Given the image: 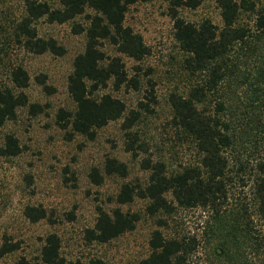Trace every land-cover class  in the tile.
Masks as SVG:
<instances>
[{
    "label": "rangeland",
    "instance_id": "rangeland-1",
    "mask_svg": "<svg viewBox=\"0 0 264 264\" xmlns=\"http://www.w3.org/2000/svg\"><path fill=\"white\" fill-rule=\"evenodd\" d=\"M46 1L53 6L59 5V0ZM248 1L254 3L255 11L264 7V0ZM21 10L22 0H0V83L8 82V62L23 64L30 76V85L24 89L29 102L45 107L43 112L33 115L28 106H21L16 118L0 127V147L7 134L14 135L21 147L16 156L0 155V244L5 240L19 244L17 250L0 258V264H14L20 256L36 260L43 238L52 232L60 238V251L67 264L91 258H101L107 264H140L149 253V239L156 229L165 238L196 239V250L183 264H238L230 262L223 247L205 232L211 219V213L206 209L175 207L171 215L161 212L150 215L146 209L148 200L144 198L136 196L125 204L115 201L123 183L145 186L149 177V170L142 167L145 157H150L153 162H163L167 173L198 164L200 156L194 142L175 125L169 103L171 93L186 94L191 84L199 81V77L192 76L185 68L187 54L175 39L172 14L175 10L188 22L209 19L214 25L221 26L217 1L200 0L195 8L174 6L169 0L130 5L124 23L141 35L148 48V53L140 60L120 54L115 47L104 42L105 52L120 56L128 76L136 77L139 83L137 89L125 85L114 89L110 84L99 93L108 92L122 99L127 110L138 108L139 102L149 108L142 111L141 118L132 128L138 137L137 142H142L145 149L139 150L137 157L126 150L122 119L98 129L93 139L69 133L71 131L57 124L60 108L75 109L67 90V79L75 56L85 46L84 34L74 33L73 26L76 23L84 25L85 17L78 16L65 23H48L45 19L36 23L40 36L53 37L65 48L63 55L49 52L35 55L10 46L6 49L10 54L7 59L3 52L5 25H9L13 15ZM254 16L253 11H244L240 23L253 28ZM38 75L46 77V84L52 87V92L37 82ZM237 92L244 104L239 102L238 108L235 109L234 105L225 113L231 130L237 131L240 140L225 152L228 177L223 209L236 211L246 206L248 219L252 221L250 226L262 237V246L255 250L248 243L244 250L247 263L242 264H264V223L255 214L252 195L257 165L264 160V107L255 103L251 112L250 107L244 106L251 101L247 97L250 91L247 93L242 87ZM204 106L214 110L213 101L208 100L201 105ZM108 157L127 165L125 177L105 175L104 162ZM92 168L100 170L103 175L101 183L96 184L91 179ZM168 200H171L169 196ZM27 205H41L47 218L30 222L23 215ZM98 207L108 212L119 207L125 212L139 214L140 218L133 230L109 242L97 243L87 237L86 230L93 227Z\"/></svg>",
    "mask_w": 264,
    "mask_h": 264
},
{
    "label": "trees",
    "instance_id": "trees-1",
    "mask_svg": "<svg viewBox=\"0 0 264 264\" xmlns=\"http://www.w3.org/2000/svg\"><path fill=\"white\" fill-rule=\"evenodd\" d=\"M149 0H59L53 6L46 0H22V10L14 14L9 25H5L6 43L4 57L10 54L6 49L17 47L28 53L40 55L46 52L60 56L65 48L53 37H42L36 23L45 19L48 23H65L78 16L85 17V24H74V33H83L85 46L73 60L72 71L67 79V90L75 109L60 108L57 124L69 133H77L89 139L96 131L111 121L122 119L125 130L126 150L137 157L144 149L137 142L134 125L147 111L148 105L139 102L138 108L127 110L125 102L108 92L110 84L114 89L121 86L138 87V79L129 77L120 56L108 55L103 49L104 42L115 50L135 60L142 59L148 48L140 34L125 25L128 7L136 2ZM174 6L195 8L200 0H169ZM220 9L221 26L209 19L192 23L179 17L175 10L174 36L181 49L187 54L185 68L199 81L188 88L186 94L171 93L169 103L172 119L194 142L199 154V162L194 166H184L181 170L167 173L161 161L150 157L142 159V167L149 170L145 186L123 183L115 201L118 204L132 202L138 196L148 200L146 207L150 215L164 213L171 215L175 207L202 208L211 213L207 233L223 247L230 262L247 263L245 249L248 243L255 250L261 248L262 237L255 234L250 226L246 206L236 211L223 209L227 197L226 181L228 157L226 149L235 147L239 138L232 131L230 120L225 117L229 107H239L241 96L237 90L247 89L250 111L255 103L264 107V7L254 10V3L248 0H216ZM90 10L91 12H87ZM253 11V28L240 23L241 13ZM8 82L0 83V127L14 120L21 106H28L33 115L44 111L38 103H30L24 89L30 85V76L23 64L8 62ZM36 80L48 92L51 86L46 77L38 75ZM231 89V90H230ZM230 92L228 93L227 91ZM235 91V92H233ZM228 93V94H227ZM246 93V94H247ZM151 96L152 93L150 94ZM211 98V99H210ZM214 102V110L201 107L207 101ZM248 100V99H247ZM242 104L244 101L241 100ZM145 151V149L143 150ZM21 152L18 139L7 134L0 147V155L13 157ZM241 167V163H239ZM105 175H127V165L116 158L108 157L104 162ZM90 177L99 184L103 175L98 168H92ZM255 214L264 223V160L257 165V173L252 184ZM168 196L171 200H168ZM23 215L32 223L46 219L47 213L41 205H27ZM139 214L123 211L119 207L110 212L98 207L92 228L86 230L87 237L97 243H106L135 228ZM194 237L181 239L165 238L159 230H154L149 239V253L140 264H183L196 250ZM19 248L18 242L5 240L0 244V258ZM60 238L56 233H48L43 238L39 257L32 261L20 256L14 264H67L62 256ZM241 257V258H239ZM244 257V258H242ZM69 264H107L101 258L88 261L75 260Z\"/></svg>",
    "mask_w": 264,
    "mask_h": 264
}]
</instances>
